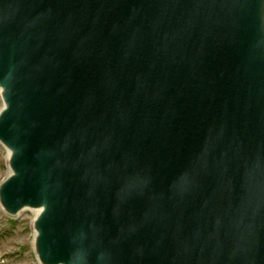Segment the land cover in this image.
<instances>
[{"label": "water", "instance_id": "1", "mask_svg": "<svg viewBox=\"0 0 264 264\" xmlns=\"http://www.w3.org/2000/svg\"><path fill=\"white\" fill-rule=\"evenodd\" d=\"M0 94L39 264H264V0H0Z\"/></svg>", "mask_w": 264, "mask_h": 264}, {"label": "rangeland", "instance_id": "2", "mask_svg": "<svg viewBox=\"0 0 264 264\" xmlns=\"http://www.w3.org/2000/svg\"><path fill=\"white\" fill-rule=\"evenodd\" d=\"M3 101L0 95V111ZM8 151L0 144V184L9 175ZM33 211H24L18 217L8 216L0 206V251L11 264H39L34 249Z\"/></svg>", "mask_w": 264, "mask_h": 264}, {"label": "built area", "instance_id": "3", "mask_svg": "<svg viewBox=\"0 0 264 264\" xmlns=\"http://www.w3.org/2000/svg\"><path fill=\"white\" fill-rule=\"evenodd\" d=\"M0 264H11L10 259L7 255L0 251Z\"/></svg>", "mask_w": 264, "mask_h": 264}, {"label": "bare ground", "instance_id": "4", "mask_svg": "<svg viewBox=\"0 0 264 264\" xmlns=\"http://www.w3.org/2000/svg\"><path fill=\"white\" fill-rule=\"evenodd\" d=\"M1 95V94H0ZM36 216H37V213L35 214V218H36Z\"/></svg>", "mask_w": 264, "mask_h": 264}]
</instances>
